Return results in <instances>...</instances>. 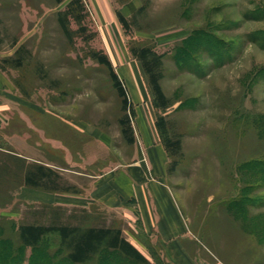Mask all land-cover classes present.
Segmentation results:
<instances>
[{
	"label": "rangeland",
	"instance_id": "rangeland-1",
	"mask_svg": "<svg viewBox=\"0 0 264 264\" xmlns=\"http://www.w3.org/2000/svg\"><path fill=\"white\" fill-rule=\"evenodd\" d=\"M141 1L128 34L116 14L121 0H84L87 15L71 20L70 38L59 22L69 0H0L7 78L0 101L8 108L0 117V264H165L159 255L138 262L110 248L73 262L57 233L36 246L19 236L24 223H118L103 207L78 201L96 174L133 157L119 122L122 98L91 50L108 54L134 107L119 66L136 62L130 46L142 44L164 52L161 84L170 103L154 107L156 124L164 142L181 140L180 153H168L170 183L188 191L180 200L199 243L226 264H264V0ZM83 123L102 130V140L73 129ZM57 141L70 146L71 165ZM40 161L76 169V183L59 173L61 187L77 193L67 196L71 203H63L64 191L22 184L23 164Z\"/></svg>",
	"mask_w": 264,
	"mask_h": 264
},
{
	"label": "crops",
	"instance_id": "crops-1",
	"mask_svg": "<svg viewBox=\"0 0 264 264\" xmlns=\"http://www.w3.org/2000/svg\"><path fill=\"white\" fill-rule=\"evenodd\" d=\"M142 6L141 0H127L118 10L131 18ZM110 17V23L116 24L113 13ZM119 67L134 93L136 141L133 157L117 159L102 173L96 174L88 192L78 193L79 204L99 205L108 211L118 223L105 227L120 228L123 236L147 259L152 260L159 255L165 264H226L199 243L190 224L192 217L186 214L180 200L188 191L178 190L170 183L169 155L158 132L154 95L150 93V83L141 62L137 59L133 64H120ZM6 79L4 74H0L3 85ZM17 101L19 104V99ZM2 105L0 101V117L8 116V108ZM73 129L82 135L89 133L97 140L103 138L102 130L88 127L85 123L76 124ZM54 146L62 149L67 164L71 165L73 155L70 146L61 141ZM44 164L54 169L61 168L62 172L57 170L59 173L69 181L77 182L72 174L76 169L54 163ZM81 173L88 175L86 171ZM63 194V203H69L67 196L77 193Z\"/></svg>",
	"mask_w": 264,
	"mask_h": 264
},
{
	"label": "trees",
	"instance_id": "trees-1",
	"mask_svg": "<svg viewBox=\"0 0 264 264\" xmlns=\"http://www.w3.org/2000/svg\"><path fill=\"white\" fill-rule=\"evenodd\" d=\"M64 0H56L61 3ZM127 0H121L125 2ZM142 6L137 13L143 10ZM136 13V14H137ZM136 14L130 18L124 16L118 10V16L123 24L126 33H130V29ZM87 15V8L84 0H69L64 10L59 12V22L65 33L72 38L69 28L71 20L79 23ZM80 28L86 29L80 24ZM94 36L87 37L88 40ZM131 54L138 59L147 75L148 81L154 94V103L156 107L166 108L170 103V99L166 96L161 84L164 78L163 58L164 52H159L155 45L142 44L131 45ZM91 55L100 63L107 66L110 72L114 87L122 98V109L125 114L120 118L121 131L128 143L135 142V130L132 124L131 116L135 115L132 100L130 99L128 89L115 70L113 63L104 50H91ZM130 113V114H129ZM159 125V123H158ZM166 149L172 156L178 155L181 149V140L177 138H167ZM176 161L172 162L170 170L174 169ZM25 165L22 184L42 188L51 191H64L76 193L73 186L61 187L59 183L60 174L54 168L43 164H23ZM57 233L60 236L61 244L68 249V258L73 262H86L98 253L102 248L118 249L124 255L135 259L138 262H147L148 259L131 243L118 227L105 226H75L67 224H40V223H24L19 226V236L22 243L26 246L38 245L45 235Z\"/></svg>",
	"mask_w": 264,
	"mask_h": 264
}]
</instances>
